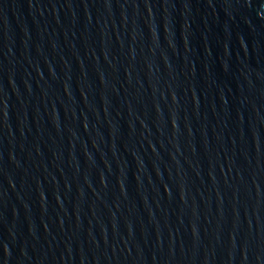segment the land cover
Here are the masks:
<instances>
[{
	"label": "water",
	"instance_id": "95a60500",
	"mask_svg": "<svg viewBox=\"0 0 264 264\" xmlns=\"http://www.w3.org/2000/svg\"><path fill=\"white\" fill-rule=\"evenodd\" d=\"M0 264H264V0H0Z\"/></svg>",
	"mask_w": 264,
	"mask_h": 264
}]
</instances>
